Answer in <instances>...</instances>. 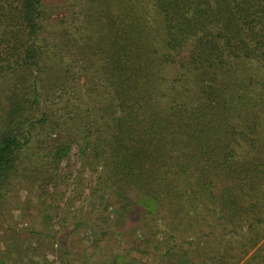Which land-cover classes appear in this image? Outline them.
<instances>
[{"label":"trees","instance_id":"trees-1","mask_svg":"<svg viewBox=\"0 0 264 264\" xmlns=\"http://www.w3.org/2000/svg\"><path fill=\"white\" fill-rule=\"evenodd\" d=\"M26 172L111 264H264V0H0V206Z\"/></svg>","mask_w":264,"mask_h":264},{"label":"rangeland","instance_id":"rangeland-1","mask_svg":"<svg viewBox=\"0 0 264 264\" xmlns=\"http://www.w3.org/2000/svg\"><path fill=\"white\" fill-rule=\"evenodd\" d=\"M73 153L69 160L75 163L76 157ZM75 164L76 167L79 165V163ZM65 165H67L66 160L62 162L61 170H64ZM75 174L76 172H74ZM74 175L72 174L67 184H64L60 177L61 185L58 190L64 192L63 197L62 195L54 196L51 194L55 191V185L50 184L48 187L50 195L46 196V203L56 201L60 207L68 205V201L71 200L70 197L75 190ZM84 176L89 178L88 174H84ZM20 180H22L23 186H19L18 191L16 189L19 198L11 200L9 204L4 202L0 206V264H68L69 260L72 261V264H111L118 253L127 255L125 252L127 250V236L118 237L116 235L115 231L117 230L115 226L113 227L112 219L109 222L104 219V221L95 220L89 228L81 231L76 230L72 233L73 228L71 226H63L65 221L63 217L57 216V213L51 210H44L43 206L31 204L30 210L25 213L24 209L28 206L26 204L24 207L26 199L34 200L33 203L37 202L36 196L41 189L38 186L32 188L28 186L29 180H32V176L28 177V172ZM90 184L92 185L88 180L85 182L86 186ZM88 193L89 188L87 187L83 193V198H73L74 202L69 205L70 208L74 210L83 205L87 209L89 202L95 200L94 198L86 201L84 196ZM98 201L96 198V202ZM108 209L113 210L111 206ZM59 213L62 212L59 211ZM109 217L112 215L110 214ZM66 221H70V218H67ZM97 227L108 230L109 233L104 238H99L93 250L92 240L94 237L91 230L97 229ZM118 229L120 228L118 227ZM33 231L40 234H35ZM138 233L140 234L141 230ZM53 235L56 236V239ZM66 252L72 253V256L67 255ZM253 252L254 250L245 259Z\"/></svg>","mask_w":264,"mask_h":264}]
</instances>
